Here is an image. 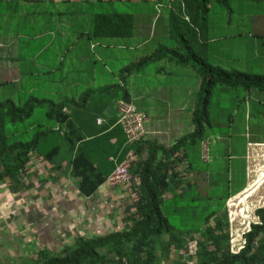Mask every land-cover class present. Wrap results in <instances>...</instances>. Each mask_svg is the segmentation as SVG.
Returning a JSON list of instances; mask_svg holds the SVG:
<instances>
[{
	"label": "crops",
	"instance_id": "1",
	"mask_svg": "<svg viewBox=\"0 0 264 264\" xmlns=\"http://www.w3.org/2000/svg\"><path fill=\"white\" fill-rule=\"evenodd\" d=\"M113 1L115 0H103L102 3L96 0L0 1V90L9 92L13 89L23 93L27 97L24 102L31 98L56 103L71 100L79 102L77 106H64L62 110L69 116L66 118V121L69 120L66 124V133L71 129L78 130L73 133L75 138L81 135L88 140L114 132L118 125L114 106L116 101L120 100L121 92L123 90L128 92L125 81L122 82L125 87L122 88L118 98L109 102L112 107L109 109L110 106H106L105 118L98 117L95 120L100 128L90 134L83 130V125L76 121L79 119L72 112L75 109L85 108L87 97L92 96L87 81V76L92 72L85 68H77L78 64L75 67L73 64L70 65V60L72 63L76 61L83 63L85 55L92 53L97 46L103 47L102 52L105 54V46L108 42L97 38L92 40L88 36L92 30V19L98 13L83 14L78 10L79 3H84V10H86L84 5L88 3L105 4L111 9L110 4ZM125 1H129L128 3L134 6L138 5L135 11L129 14L133 25L132 34L129 36L134 40L131 44L133 52L141 46L151 44L155 36L158 38L161 36L163 39L172 38L170 11L177 13L173 0H162V2L152 0V13L148 12L149 9L139 6L140 0ZM156 4L160 6L156 8ZM27 5L30 7L28 10ZM181 7L184 9L183 4ZM208 7L206 28L198 39L200 56L204 57L209 65L225 71L264 75V23L231 22L230 18L228 21L214 22L210 3ZM161 14L167 15L166 19L162 18ZM181 19L189 21L184 14ZM182 27L184 31L188 30L184 25ZM156 29H159L157 34ZM160 47L165 46L157 43L153 53L134 57L132 65L154 54ZM26 50L29 52L25 54ZM106 58L111 62L113 54H106ZM165 60L169 69L181 66L169 58L152 61L149 64L162 63ZM59 68L62 70L60 73ZM164 69L165 65H160L151 72L158 81L160 89L149 88L147 91L143 89L135 99L132 93L128 92V102L132 106L133 101L138 104L140 110H135L146 117L142 139L166 147L171 146L177 137L186 133L184 131L180 133L177 128L183 125L184 120L192 124L191 113L194 106L188 102V99H194V94L198 92L200 76L191 80L189 75L180 71L178 76L182 79L189 78L192 85L184 83V80H172V85L169 87L174 90V94L167 98L158 79L164 75V72L171 74L172 72ZM129 74L138 76L139 71L123 73V76ZM59 82L63 85L70 82L71 85L77 83L76 88L80 89V97L66 96L74 91L69 90V86L59 89L56 86ZM100 87L102 89L99 92L100 96L109 93L105 91L110 87V83ZM88 94L90 95L86 97L85 95ZM59 95H62L60 101L57 98ZM155 95H160L161 100L156 99ZM244 116L248 119L247 111L244 112ZM54 120L58 121L57 118ZM57 126L58 122L50 127L56 130ZM192 128L193 125L190 131ZM115 140L116 137L111 136L109 143ZM50 143L53 146L52 141ZM65 143L60 148V154L70 158L71 153L66 150L70 148L71 143L67 141ZM257 144L264 146V143ZM98 150L102 152L107 149L105 146V149ZM139 157L140 155L133 154L132 161ZM107 158L111 162L116 160L113 155ZM245 166L248 169L247 163ZM82 167L87 169L88 164H82ZM24 174L19 175L17 186L9 185L8 181L0 182V264L35 263L37 254L43 250L57 254L62 252L65 246L73 244L76 238L101 235L116 228L117 225L115 227L113 225L114 219L121 206L114 205V202L121 197L120 204L124 205L131 196L129 185L113 189L107 186V181L95 190H91L88 183L87 186L80 188L79 179L75 176L71 165L67 163V159L59 160V157L50 162L33 153ZM87 189L89 192L86 191ZM244 233L242 232V235Z\"/></svg>",
	"mask_w": 264,
	"mask_h": 264
},
{
	"label": "trees",
	"instance_id": "2",
	"mask_svg": "<svg viewBox=\"0 0 264 264\" xmlns=\"http://www.w3.org/2000/svg\"><path fill=\"white\" fill-rule=\"evenodd\" d=\"M173 1L177 13L170 11L171 35L184 43L185 51L160 47L154 54L123 70V73H131L163 58H169L181 66H189L191 62L198 66L200 93L191 113L193 128L177 137L171 146L165 147L142 138L128 143L119 124L114 132L106 136H95L88 140L81 135L75 138L73 133L78 130L71 129L66 133V124L69 123L66 118L69 116L62 111L64 106L79 105L75 100L56 103L31 98L21 105L9 99L0 102V182L8 181L10 185L17 186L19 175H25L30 156L34 153L50 162L56 157L59 160L67 159L79 179L80 188L88 183L89 188L95 190L107 180L117 163L132 154L140 155L137 161L131 162V197L127 199V213L120 226L101 235L76 238L73 244L65 246L57 254L43 250L37 254V262L29 264H164L169 261L173 263L172 256L177 257L180 251L184 252V258L175 264H264V207L254 211L257 221L249 223L242 235L243 247L236 253L231 251V225L224 205L230 197L229 193L223 194L216 210L204 214L199 226L191 223L186 229L177 228L172 222V215H169L170 206L167 204L176 203L177 212L184 213L196 197L207 196L205 183L210 179L206 178L203 185L201 180L191 176L195 172H206V169L200 171L196 168L188 149L203 137L207 138V129L211 127L208 112L214 89L217 86L241 87L245 91L264 92V75L229 72L213 67L194 48L206 28L209 3L215 1L227 8L228 0ZM96 2L102 3L103 0ZM113 2L111 7L115 5ZM183 14L188 17V22L181 19ZM181 24L188 30L184 31ZM132 31L131 16L114 9L93 17L91 34L88 36L91 39L122 38L130 36ZM115 87L112 85L105 92ZM118 87L122 91L125 86L122 83ZM120 100L128 102L126 90L121 92ZM37 105L49 107L45 117L50 125L47 128L39 126L27 140H12L9 143L6 123L23 122L32 115L33 107ZM56 118L58 121L54 120ZM57 122L56 130L50 127ZM111 136L116 137L113 143H109ZM65 141L71 143L66 150L71 153L70 158L60 154ZM97 146L101 149L106 146L107 150L100 152ZM109 155L116 157V160H108ZM85 163L88 164L87 169L82 167ZM180 164L183 165L182 169ZM86 191L89 192V189ZM167 195L170 197L166 199Z\"/></svg>",
	"mask_w": 264,
	"mask_h": 264
},
{
	"label": "rangeland",
	"instance_id": "3",
	"mask_svg": "<svg viewBox=\"0 0 264 264\" xmlns=\"http://www.w3.org/2000/svg\"><path fill=\"white\" fill-rule=\"evenodd\" d=\"M128 2L125 0H115L113 2L115 5L111 9L105 4L88 3L84 5L86 10L83 9L84 3H79L78 10L83 14H94L117 9L119 13L132 14L138 5L134 6ZM210 4L212 7L211 17L214 22L228 21L230 18L231 22L264 23V0H228L227 8L215 1H211ZM139 6L149 9L148 12L152 13V0H140ZM74 8L76 9V6ZM28 9L30 7L27 5ZM230 9L232 12L228 11ZM167 15L161 14V17L166 19ZM81 22L83 23L84 19ZM158 31L159 29H156L155 33L157 34ZM161 39L163 37L160 36L158 38L155 36L151 44L139 47L136 52H133L131 47L134 40L130 39L129 36L100 39V41H108L105 46V54L102 52L103 47L97 46L92 50V53L85 55L83 63H78L79 61L72 63L70 60V65L73 64V67L78 64L77 68H85L92 72L87 76V81L91 87L89 91H91L90 94L92 96H89L84 103L85 108L75 109L72 112L79 119V121H76L83 125L85 132L93 134L96 129L100 128L97 126L95 120L98 117L105 118V113L107 112L105 108L106 106H110L109 109L112 107V105H109V102H112L114 98H118L121 92V88L118 86H122L123 81H125L126 89L132 93V97L135 99L143 89L146 91L149 88L160 89L158 81L151 72L158 66L165 65L164 70H170L172 74L164 72V75L158 80H160L161 87L164 89V95L169 98L174 94V90L169 87L172 85V80H184V83L192 85L189 78L182 79L178 76L180 71L189 75L191 80L198 78L199 72L196 71L198 66L195 63L191 62L189 66H177L176 68L169 69L166 66V60L162 63L154 62L144 66L142 69L135 70L139 71L138 76H131L129 74L125 75L124 78L123 70L127 67H132L134 57L153 53L157 47V43L165 47L180 49L181 52L185 51L184 43L180 39L169 37ZM198 44L199 41L195 43V50L199 48ZM24 52L26 54L29 51L26 50ZM111 53L113 54V60L109 62L106 54ZM70 59H72V56H70ZM234 66L238 67L237 65ZM61 71L59 68L58 72L60 73ZM92 76H95L96 79L92 78ZM120 78L123 80L121 81ZM109 83L110 86L116 87L110 90L109 93L101 94L103 93L101 92L102 96H100L99 92L102 90L100 86L103 85L104 87L109 85ZM76 85H71V82L64 83L63 85V83L59 82L56 86L59 89L63 86H69V90L74 91V93L66 96L79 98L80 89L76 88ZM198 92L194 94V99H188V102L193 106H195L196 98L200 93ZM61 96L57 97L59 101L61 100ZM154 97L160 99V95H155ZM26 98L25 94L13 89L9 92L0 90V102L11 99L16 104L21 105ZM132 104L137 111L140 110L138 104H135L134 101ZM48 109L47 105H37V107H33L32 115L23 122L14 124L7 122L5 127L8 136L7 141L10 143L12 140H27L39 126L47 128L50 125V122L45 117ZM193 110L194 107L192 112ZM114 111L116 113L115 106ZM245 111L248 112V119L244 118ZM208 115L211 127L207 129V138L203 137V140L188 149L189 156L193 162L195 161L196 168L200 171L206 169V172H195L191 176L193 179L201 180L203 185L206 178L210 179L205 183L207 196L196 197L194 203L188 206L184 213L177 212L176 203H169L167 204L170 206L169 215H172V222L177 228L186 229L190 227L191 223L199 226L202 223L204 214L216 210L221 203L223 194L229 193L230 197L225 200L224 205L226 206L231 225V251L236 252L244 243L241 237L242 232L247 230L249 223L257 221L254 211L264 207V146L257 144L264 143V92L257 90L245 91L241 87L228 88L217 86L212 94ZM191 125V122L184 120L183 125L177 128L180 133H183V131L188 133ZM253 141L256 143H253ZM246 163L248 169H246ZM182 166L180 164L181 169L183 168ZM165 197L167 199L170 196L167 195ZM121 199L120 197L119 200L116 199V202H114V205L121 206L117 210L114 226H120L127 213V203L124 205L120 204ZM183 258L184 252L181 251L177 254V257L173 258L172 256L173 263L169 261L164 262V264H175L177 260L179 261Z\"/></svg>",
	"mask_w": 264,
	"mask_h": 264
},
{
	"label": "built area",
	"instance_id": "4",
	"mask_svg": "<svg viewBox=\"0 0 264 264\" xmlns=\"http://www.w3.org/2000/svg\"><path fill=\"white\" fill-rule=\"evenodd\" d=\"M115 109L118 114V124L124 130L127 136V142L131 143L143 138L145 133L143 126L146 120L145 115L137 112L129 102L122 100L115 103ZM98 122L101 124V120ZM131 156L133 157V154ZM131 156L117 163L112 172L107 176V185L110 188L115 189L129 183L131 176Z\"/></svg>",
	"mask_w": 264,
	"mask_h": 264
},
{
	"label": "clouds",
	"instance_id": "5",
	"mask_svg": "<svg viewBox=\"0 0 264 264\" xmlns=\"http://www.w3.org/2000/svg\"><path fill=\"white\" fill-rule=\"evenodd\" d=\"M154 1H156V0H154ZM157 1H158V0H157ZM158 6H160V4H156V8H157ZM111 172H112V171H111ZM109 174H110V173H109ZM106 181H107V180H106ZM129 182H130V181H129ZM127 185H129V183H127ZM127 185H126V186H127ZM107 186H108V185H107ZM122 186H125V185H122ZM108 187H109V186H108ZM247 229H248V227H247ZM246 231H247V230H246ZM246 231H245V232H246ZM242 247H243V246H242ZM242 247H241V248H242ZM241 248H240V249H241ZM240 249H239V250H240ZM239 250H238V251H239ZM238 251H236V252H238ZM180 252H181V251H180ZM236 252H234V253H236Z\"/></svg>",
	"mask_w": 264,
	"mask_h": 264
}]
</instances>
